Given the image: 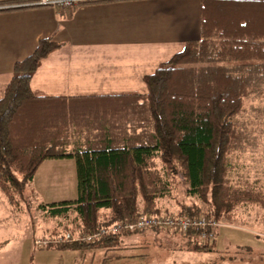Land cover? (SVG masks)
Segmentation results:
<instances>
[{"label":"trees","instance_id":"1","mask_svg":"<svg viewBox=\"0 0 264 264\" xmlns=\"http://www.w3.org/2000/svg\"><path fill=\"white\" fill-rule=\"evenodd\" d=\"M30 1H0V11ZM199 2V39L146 75L142 91L66 97L32 90L31 76L59 47L52 38L14 64L0 94V193L13 215L29 206L24 190L44 161L72 157L75 199L36 207L55 222L47 234L158 214L163 199L174 201L176 216L248 227L238 214L258 209L264 223L260 179L233 177L236 155L257 147L254 124L264 116V108L251 107L253 120L244 117L248 100L264 99V0ZM216 229L203 240L200 229L172 232L187 251L202 252L212 249ZM117 238L58 247H102Z\"/></svg>","mask_w":264,"mask_h":264},{"label":"crops","instance_id":"2","mask_svg":"<svg viewBox=\"0 0 264 264\" xmlns=\"http://www.w3.org/2000/svg\"><path fill=\"white\" fill-rule=\"evenodd\" d=\"M3 8L8 9L0 11V94L14 64L44 38H52L59 47L43 59L30 87L69 97L142 91L146 75L200 37L199 0H103L69 9L30 1ZM128 240L140 241L132 236ZM104 243L83 247L82 257L90 258L89 264H115L132 257L118 252L122 236Z\"/></svg>","mask_w":264,"mask_h":264},{"label":"rangeland","instance_id":"3","mask_svg":"<svg viewBox=\"0 0 264 264\" xmlns=\"http://www.w3.org/2000/svg\"><path fill=\"white\" fill-rule=\"evenodd\" d=\"M251 107L264 108V99L253 98L247 101V114L244 117L253 120L254 115L250 113ZM234 120H239V117ZM259 120L260 122L257 121L254 124L258 130L256 132L257 147L236 155L233 177L236 179L238 175L243 174L251 180L259 178L264 185V116ZM74 166L72 157L44 161L33 180L25 187L24 196L29 206L25 207L19 215H13L10 212L5 197L0 193V264L90 263V258L82 257L83 248H61L58 246L67 243L53 241L66 233H80L68 231L47 234L49 231L52 232L55 222L44 220L42 212L36 209L41 203L75 199ZM160 205L159 215L176 216L178 209L173 200L163 199ZM238 216H244L249 226L236 227L223 223L222 226L215 227L214 229L217 228L215 240L217 245L202 252L187 251L184 239L172 232L173 230L158 229L159 231H156L149 228L142 233L121 232L119 236H122L124 243L120 244L118 252L132 257L126 256L128 260H117L115 264H264L262 211L255 209L254 212H244ZM193 218L207 219L204 215ZM257 229H260L259 237L255 233ZM130 236L137 237L140 241L130 242L128 240ZM46 238L51 241L41 246L36 245V240ZM113 254L115 253L109 255ZM102 261L99 264H102ZM91 262L95 264L94 260Z\"/></svg>","mask_w":264,"mask_h":264},{"label":"built area","instance_id":"4","mask_svg":"<svg viewBox=\"0 0 264 264\" xmlns=\"http://www.w3.org/2000/svg\"><path fill=\"white\" fill-rule=\"evenodd\" d=\"M103 0H33L32 5L60 7L63 9L73 8L82 3L98 2ZM221 223L214 220L197 219L193 217L184 216H169V215H141L134 220H118L111 225L98 228L89 233L71 234L66 233L57 237L54 242L62 243H80L92 244L97 240L105 238L106 236L119 234L121 232H141L145 229H166V230H179L186 232L189 229H200V239H213L214 233L212 232L215 227L220 226ZM210 228V231L204 229ZM50 239L36 240L37 246H41L50 242Z\"/></svg>","mask_w":264,"mask_h":264}]
</instances>
